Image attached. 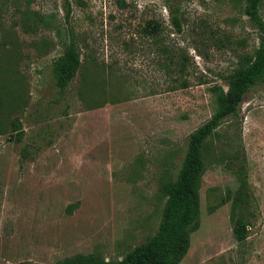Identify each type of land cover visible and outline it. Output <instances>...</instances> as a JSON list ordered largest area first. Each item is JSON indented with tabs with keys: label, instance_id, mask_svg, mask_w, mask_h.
<instances>
[{
	"label": "rangeland",
	"instance_id": "374dc122",
	"mask_svg": "<svg viewBox=\"0 0 264 264\" xmlns=\"http://www.w3.org/2000/svg\"><path fill=\"white\" fill-rule=\"evenodd\" d=\"M69 1L67 18L65 0H0V264L115 259L153 235L188 136L217 107L212 88L260 41L243 0ZM37 16L48 24H24ZM71 33L81 67L58 101L52 62ZM203 153L200 217L177 264H264V80ZM240 166L255 213L243 244Z\"/></svg>",
	"mask_w": 264,
	"mask_h": 264
},
{
	"label": "trees",
	"instance_id": "16d2710c",
	"mask_svg": "<svg viewBox=\"0 0 264 264\" xmlns=\"http://www.w3.org/2000/svg\"><path fill=\"white\" fill-rule=\"evenodd\" d=\"M244 13L258 29L260 41L253 53L243 54L239 65L225 77L227 88L216 85L212 88L215 93L217 107L205 123L193 130L187 139L185 153L181 159L176 176L163 188L165 203L157 230L144 242L134 246L120 257L106 260H80L73 264H177L185 255L188 248V232L195 226L200 217L198 187L205 170L203 149L208 138L216 133L217 128L229 116H237L247 92L258 82L264 80V19L260 8L264 0H243ZM66 17L69 18L72 7L65 0ZM24 24L27 27L37 26L48 21L43 16H37ZM178 30H181L179 17L173 16ZM144 30L151 35L160 31L156 20L147 22ZM81 67V54L73 34L65 45L63 53L53 60L52 72L57 88V100L66 99L68 86L77 76ZM5 71L0 58V134L6 129L4 118L3 76ZM186 86L187 83L184 82ZM14 130L21 123L15 120L11 123ZM22 133L14 137L20 139ZM240 184L233 200L231 220L233 234L237 241L244 243L249 235V226L255 216L250 203L249 182L242 175V167L238 169Z\"/></svg>",
	"mask_w": 264,
	"mask_h": 264
}]
</instances>
